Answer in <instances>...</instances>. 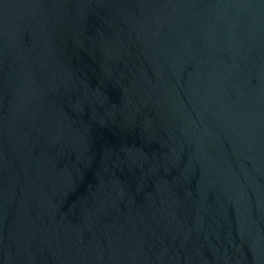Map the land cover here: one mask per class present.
<instances>
[{
    "label": "water",
    "instance_id": "1",
    "mask_svg": "<svg viewBox=\"0 0 264 264\" xmlns=\"http://www.w3.org/2000/svg\"><path fill=\"white\" fill-rule=\"evenodd\" d=\"M0 264H264V0H0Z\"/></svg>",
    "mask_w": 264,
    "mask_h": 264
}]
</instances>
